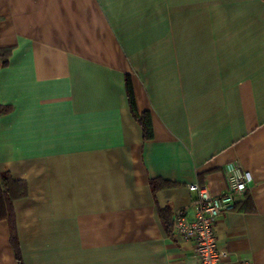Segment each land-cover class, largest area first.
<instances>
[{
    "label": "crops",
    "instance_id": "1",
    "mask_svg": "<svg viewBox=\"0 0 264 264\" xmlns=\"http://www.w3.org/2000/svg\"><path fill=\"white\" fill-rule=\"evenodd\" d=\"M0 176L26 186L0 264H196L188 186L252 182L216 222L222 264H264V0H0ZM150 116L143 140L130 111Z\"/></svg>",
    "mask_w": 264,
    "mask_h": 264
},
{
    "label": "built area",
    "instance_id": "2",
    "mask_svg": "<svg viewBox=\"0 0 264 264\" xmlns=\"http://www.w3.org/2000/svg\"><path fill=\"white\" fill-rule=\"evenodd\" d=\"M223 174L226 181L223 195L214 196L206 186L193 183L188 189L196 195L194 217L188 218L183 209L177 210L173 216V234L181 241L193 244L196 264H222L227 253L217 247V219L235 209L252 182L251 173L236 162L227 163ZM238 264L251 263L239 261Z\"/></svg>",
    "mask_w": 264,
    "mask_h": 264
},
{
    "label": "trees",
    "instance_id": "3",
    "mask_svg": "<svg viewBox=\"0 0 264 264\" xmlns=\"http://www.w3.org/2000/svg\"><path fill=\"white\" fill-rule=\"evenodd\" d=\"M11 50L8 48H0V66H6L8 59L10 57ZM125 88L126 95L129 104L130 111H132L133 118L140 125L143 140L146 141L152 139V125L150 116L147 113H139L136 108L135 98L133 94V89L131 85V80L127 76L125 79ZM10 111V108L7 106H0V116L7 114ZM26 186L21 181H15L11 178L8 173L1 174L0 176V221L7 220L12 222L13 218V202L17 199L23 198L26 196ZM14 235L11 236L13 245L15 248V257L17 264H23L19 250L17 249L16 243H14Z\"/></svg>",
    "mask_w": 264,
    "mask_h": 264
}]
</instances>
